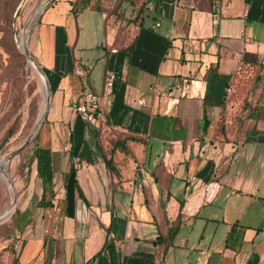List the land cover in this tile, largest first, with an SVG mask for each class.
Wrapping results in <instances>:
<instances>
[{"label":"crops","instance_id":"0c3cea01","mask_svg":"<svg viewBox=\"0 0 264 264\" xmlns=\"http://www.w3.org/2000/svg\"><path fill=\"white\" fill-rule=\"evenodd\" d=\"M70 1L28 40L49 102L11 223L18 264H264V0ZM256 72L259 103L232 119L231 83ZM88 91L96 124L75 110Z\"/></svg>","mask_w":264,"mask_h":264},{"label":"rangeland","instance_id":"374dc122","mask_svg":"<svg viewBox=\"0 0 264 264\" xmlns=\"http://www.w3.org/2000/svg\"><path fill=\"white\" fill-rule=\"evenodd\" d=\"M4 1L11 4L6 13L0 11V161L19 149L32 135L44 103L42 81L37 71L46 78L29 49V43L28 51L38 69L23 54L21 35L30 30L31 36L40 17V9L47 0H0ZM254 79L253 76L243 75L232 82L235 87L229 92L227 106L242 118H246L259 103L257 95L260 87ZM37 133L23 150L10 159L7 173L17 195V203L19 185L25 180ZM11 201L10 188L2 181L0 165V213L12 205ZM16 207L0 221V264H12L15 253L18 254L19 248L11 232Z\"/></svg>","mask_w":264,"mask_h":264},{"label":"trees","instance_id":"16d2710c","mask_svg":"<svg viewBox=\"0 0 264 264\" xmlns=\"http://www.w3.org/2000/svg\"><path fill=\"white\" fill-rule=\"evenodd\" d=\"M70 2H71L72 5L74 6L75 10L80 11V10L86 8V7L89 5L90 0H74V1H70ZM10 4H11V2H8V1H7V2L4 1L3 3L0 2V11H1V10H2V11L4 10L5 13H6V11L8 10V8H10ZM2 13H3V12H2ZM0 22H1V19H0ZM131 49H132V48H129V49L127 50V52H129ZM257 71H258V70H257ZM258 72H259V71H258ZM258 72L254 73V74H252V75H251V73H249V74L246 73L245 75H249V76L251 75V76H253V78H255L254 81L257 82L258 79H259ZM234 82H235V80L233 81V83H234ZM233 83H231L228 92H230V90L232 91V89L235 87ZM232 93H233V92H232ZM229 99H230V95H229V93H228V94L226 95L225 99H224V106H223L224 108L227 107ZM223 118L225 119V117H223ZM234 118L236 119V117H235V113L232 112V119H234ZM237 119H240V120H241L242 117H238ZM223 122H224V121L222 120V123H223ZM222 123H220V129H221V126H223ZM37 136H38V134L36 135L35 141H36V139H37ZM129 140H130V141H138V140L135 139L134 137H130V138L125 137L122 141L118 142L117 145L113 146V147L110 149L108 155L106 154V156H105L106 165H107L108 169H109L112 173H116V172L118 171V168H117L116 163H115V155L117 154V152H116V151H117V148H119L120 146L122 147V146H124L125 144L127 145V142H128ZM80 195L83 196V195L81 194V192H80ZM175 233H176V230L173 231L172 235L175 234ZM12 251H13V249H12ZM14 256H15V257H14L13 260H12V264H18V262H19L18 254L16 255V253H15ZM258 261H259L258 256L254 255V256L248 261L247 264H258Z\"/></svg>","mask_w":264,"mask_h":264},{"label":"built area","instance_id":"2783aa9c","mask_svg":"<svg viewBox=\"0 0 264 264\" xmlns=\"http://www.w3.org/2000/svg\"><path fill=\"white\" fill-rule=\"evenodd\" d=\"M115 52V51H113ZM116 80L115 75H110L107 81V86L112 87ZM139 105H144L145 101H138ZM100 97L93 92H86L81 101L76 105L75 110L78 117L86 123L96 124L101 120L100 114ZM94 264H103L96 260Z\"/></svg>","mask_w":264,"mask_h":264},{"label":"bare ground","instance_id":"6f19581e","mask_svg":"<svg viewBox=\"0 0 264 264\" xmlns=\"http://www.w3.org/2000/svg\"><path fill=\"white\" fill-rule=\"evenodd\" d=\"M29 37H30V35H29ZM29 37L26 35V32L22 33V35H21V46L22 47L21 48L24 49L25 45L28 44ZM35 69H37L36 66H35ZM37 72H38V74L41 78V81H42L41 85L43 87V95H44V103H43V107H42L41 114H40V117H41V116H43V114L47 110V106H48V102H49V89H48L46 78L42 75V73H40L39 71H37ZM10 163L11 162H10V160H8V157H5V158L3 157V159L0 161V164L3 168L2 181L6 182L9 185L10 192H11V199H12V201H11L12 205L8 209H6L0 213V221L1 222H2V220H4L6 217H8L12 213V210L14 209V202L16 200V194H15L16 192H15L14 188L10 185L9 180H8L9 176H8L7 170L9 168Z\"/></svg>","mask_w":264,"mask_h":264},{"label":"water","instance_id":"95a60500","mask_svg":"<svg viewBox=\"0 0 264 264\" xmlns=\"http://www.w3.org/2000/svg\"><path fill=\"white\" fill-rule=\"evenodd\" d=\"M55 0H47L44 4H43V6L41 7V9H40V16L42 15V13L51 5V3H53ZM26 32V35L29 37V35H30V30L28 31V30H26L25 31ZM23 49V48H22ZM23 54L26 56V57H28L31 61H32V63L35 65V62H34V58L30 55V53H29V51H28V46L27 45H25V48L23 49ZM36 66V65H35ZM37 67V66H36ZM38 69V68H37ZM39 71V70H38ZM40 72V71H39ZM41 73V72H40ZM43 75V74H42ZM44 76V75H43ZM45 115H46V111H45V113L43 114V116H41L40 118H39V120H38V122H37V124H36V127H35V129H34V131H33V133H32V135L30 136V138L19 148V149H17L15 152H13V153H11L10 155H8L7 157H8V160H10L12 157H14L17 153H19L21 150H23L26 146H27V144L34 138V136H35V134L38 132V129H39V127L41 126V124H42V122H43V120H44V118H45ZM1 165V164H0ZM1 169H2V173H3V168H2V166H1ZM8 180H9V183H10V185L12 186V183H11V181H10V179H9V177H8ZM13 187V186H12ZM16 194V193H15ZM16 203H17V195H16V200H15V202H14V208L16 207Z\"/></svg>","mask_w":264,"mask_h":264}]
</instances>
